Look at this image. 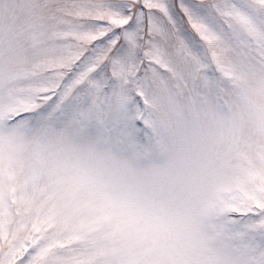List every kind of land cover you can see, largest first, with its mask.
I'll list each match as a JSON object with an SVG mask.
<instances>
[{
  "label": "snow or ice",
  "instance_id": "1",
  "mask_svg": "<svg viewBox=\"0 0 264 264\" xmlns=\"http://www.w3.org/2000/svg\"><path fill=\"white\" fill-rule=\"evenodd\" d=\"M0 264H264V0H0Z\"/></svg>",
  "mask_w": 264,
  "mask_h": 264
}]
</instances>
